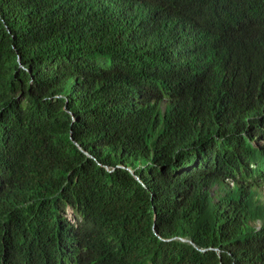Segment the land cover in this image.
<instances>
[{
  "label": "trees",
  "instance_id": "trees-1",
  "mask_svg": "<svg viewBox=\"0 0 264 264\" xmlns=\"http://www.w3.org/2000/svg\"><path fill=\"white\" fill-rule=\"evenodd\" d=\"M0 264H264V0H0Z\"/></svg>",
  "mask_w": 264,
  "mask_h": 264
},
{
  "label": "rangeland",
  "instance_id": "rangeland-1",
  "mask_svg": "<svg viewBox=\"0 0 264 264\" xmlns=\"http://www.w3.org/2000/svg\"><path fill=\"white\" fill-rule=\"evenodd\" d=\"M67 213H68L69 217H72V210L70 208H68Z\"/></svg>",
  "mask_w": 264,
  "mask_h": 264
},
{
  "label": "water",
  "instance_id": "water-1",
  "mask_svg": "<svg viewBox=\"0 0 264 264\" xmlns=\"http://www.w3.org/2000/svg\"><path fill=\"white\" fill-rule=\"evenodd\" d=\"M155 231H156V233H158L157 230H155Z\"/></svg>",
  "mask_w": 264,
  "mask_h": 264
}]
</instances>
